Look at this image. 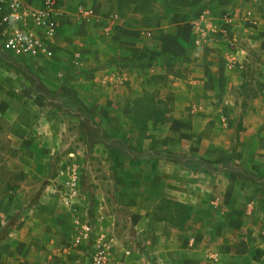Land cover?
I'll list each match as a JSON object with an SVG mask.
<instances>
[{
	"label": "crops",
	"instance_id": "crops-1",
	"mask_svg": "<svg viewBox=\"0 0 264 264\" xmlns=\"http://www.w3.org/2000/svg\"><path fill=\"white\" fill-rule=\"evenodd\" d=\"M98 4L77 3L58 9L56 35L63 34V40L59 39L56 48L65 51L69 42L88 41V64L99 85L117 86L143 78L148 66L155 77L183 80L186 83L178 85L203 88L208 96H221L235 87L259 91L256 81L264 78V0H98ZM79 5L95 8L97 16L87 22L76 12ZM62 12L71 17L64 20ZM107 25L112 26L109 32ZM84 50L76 51L72 66L83 63L79 56ZM101 68L103 73L98 75ZM158 86L168 92L174 88L172 84ZM61 100L64 108L85 103L73 91ZM26 111L32 121L21 117ZM8 112L12 113L10 128L0 130V137L9 143V148L0 150V264H86V248L73 243V215L62 201L60 188L47 182L34 196L35 185H30L45 181L51 157L48 146L58 144L63 134H68L58 108L0 102V114ZM165 160L167 156L162 158ZM161 165L167 164L160 163L157 178V174L145 179L148 175L132 173L142 178L135 181L141 188H127L131 200L126 208L131 212L137 240L141 233L146 236L144 249L125 248L107 232H96L111 240L122 264H152L145 252L153 255L157 264H264L263 232L254 231L249 238L235 225L215 223L214 218L204 215L203 201L190 194L197 185L184 183V189L168 185V179H176L175 172L169 167L164 175L162 170L167 166ZM151 186L169 191L189 207L190 214L181 225L172 226L156 212L159 200L166 195L159 196L155 206L150 196L144 203L146 195L142 193L147 189L151 193ZM209 202L217 205L218 199ZM100 212L95 216L98 224L102 226L105 219L109 225L111 215Z\"/></svg>",
	"mask_w": 264,
	"mask_h": 264
},
{
	"label": "rangeland",
	"instance_id": "rangeland-1",
	"mask_svg": "<svg viewBox=\"0 0 264 264\" xmlns=\"http://www.w3.org/2000/svg\"><path fill=\"white\" fill-rule=\"evenodd\" d=\"M19 1L37 8L48 0ZM51 1L57 10L77 3L101 4L98 0ZM62 15L64 20L71 17L67 12ZM10 29L11 24L1 15L0 102L15 106L57 107L58 115L68 128V134H63L58 144H49L48 176L45 181L30 183L35 185L34 196L47 182L60 188L62 179L58 171L62 165L71 162L78 171L83 192L81 202L95 232L105 231L123 247L143 250L146 236L141 233L137 240L131 212L126 208L131 200L127 188L131 185L140 187L135 181H142V178H136L132 173L148 175L145 179L157 174V178L161 173L158 167L165 162L167 165H161L167 166V170H162L164 175L170 167L176 178L168 179L167 184L178 189H184V183L196 184L190 194L203 201L206 205L202 207L204 215L214 218L215 223L225 221L231 227L235 225L249 238L254 231L264 233L263 77L256 81L259 91L235 87L221 96H208L203 88L178 85L186 83L183 80L155 77L146 66L143 78L125 80L117 86H103L99 85L96 73L88 64L91 58V51L86 50L88 41L69 42L65 51L58 50L57 43L60 38L63 40L60 33L49 40L51 56L17 58L7 53L5 56L2 50L5 30ZM80 48L85 49L79 56L83 63L74 64V67L72 61ZM102 73L103 68L99 69L98 75ZM160 84H172L174 88L168 92L158 86ZM72 91L78 92L85 103L64 108L65 102L61 99ZM10 115L9 112L0 114L3 132L10 128ZM20 115L27 118L25 121L33 119L28 111ZM7 148L9 143L5 137H0V150ZM164 156L167 160L162 161ZM183 159H205L208 164L198 161L187 165ZM150 170L152 175L148 174ZM18 182H22L19 177ZM17 185L21 186V183ZM150 190L151 193L148 189L142 193L146 195L144 203L150 196L155 206L154 201L166 195L159 200L156 212L172 226L181 225L186 212L184 207L178 206L180 201L170 196L169 191L161 192L154 186ZM52 194L58 197L55 191ZM212 199H218V204H210ZM99 210L105 216L111 215L109 225L105 219L100 223L102 226L98 224L95 216ZM67 235L70 236V232ZM82 247L87 250L85 261L89 264V245Z\"/></svg>",
	"mask_w": 264,
	"mask_h": 264
},
{
	"label": "built area",
	"instance_id": "built-area-1",
	"mask_svg": "<svg viewBox=\"0 0 264 264\" xmlns=\"http://www.w3.org/2000/svg\"><path fill=\"white\" fill-rule=\"evenodd\" d=\"M76 12L87 22L97 16L95 8L83 5H79ZM1 15L11 24V29L5 30L4 39L1 41L4 53L17 58L52 55L49 40L57 33L58 10L51 0L37 8L25 6L19 0H0ZM111 27L107 25L105 28L109 32ZM58 176L62 179L59 189L62 201L73 215L74 245H89V264H122L111 240L96 234L92 222L80 206L83 192L73 163L62 165Z\"/></svg>",
	"mask_w": 264,
	"mask_h": 264
},
{
	"label": "trees",
	"instance_id": "trees-1",
	"mask_svg": "<svg viewBox=\"0 0 264 264\" xmlns=\"http://www.w3.org/2000/svg\"><path fill=\"white\" fill-rule=\"evenodd\" d=\"M3 54H4V52H3ZM4 55H5V54H4ZM5 56H6V55H5ZM170 155H171V156H174V157H176V158L181 159L178 155H175L174 153H170ZM183 160H184L185 164H187V165H194V163H195V162H198V161H203L204 164H205L206 166H207V164H208V161L205 160V159H195L194 161H193L192 159H183ZM228 168H230V167H228ZM230 169H231V168H230ZM231 170H233V169H231ZM246 175H248V176L254 178V176L251 175V174H246ZM178 204H179L178 206H181V207H184V208H185V212H186V214L184 215V219H183V220H186V219L188 218L189 214H190L189 207H188L187 205L181 203V202L178 203ZM145 254H146V256L148 257V259L150 260V262H151L152 264H157L156 259H155V257H154L153 255H151V254H149V253H147V252H145Z\"/></svg>",
	"mask_w": 264,
	"mask_h": 264
}]
</instances>
